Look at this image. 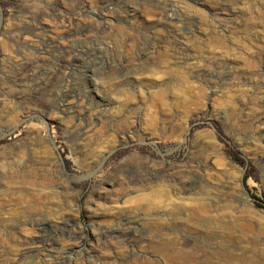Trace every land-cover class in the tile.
I'll return each instance as SVG.
<instances>
[{
	"label": "rangeland",
	"instance_id": "374dc122",
	"mask_svg": "<svg viewBox=\"0 0 264 264\" xmlns=\"http://www.w3.org/2000/svg\"><path fill=\"white\" fill-rule=\"evenodd\" d=\"M263 153L264 0H0V264H264Z\"/></svg>",
	"mask_w": 264,
	"mask_h": 264
},
{
	"label": "bare ground",
	"instance_id": "6f19581e",
	"mask_svg": "<svg viewBox=\"0 0 264 264\" xmlns=\"http://www.w3.org/2000/svg\"><path fill=\"white\" fill-rule=\"evenodd\" d=\"M110 2V1H109ZM81 3V2H80ZM101 3V2H100ZM77 8V7H76ZM85 8V7H84ZM145 8V7H144ZM99 9V8H98ZM94 11V10H93ZM153 11V10H152ZM144 12V11H143ZM148 12V11H147ZM103 13V12H102ZM148 14V13H147ZM155 14V13H154ZM83 16V15H82ZM87 17H90V16H87ZM99 17V16H98ZM106 17V16H105ZM161 17V16H160ZM86 18V17H85ZM101 18V17H100ZM99 18V19H100ZM98 19V18H97ZM70 21V20H69ZM68 21V22H69ZM107 22V21H106ZM76 23V22H75ZM75 25V24H74ZM72 26V25H71ZM82 27H83V24H82ZM71 28V27H70ZM85 28V26H84ZM101 28V27H100ZM105 28H106V25H105ZM109 28V27H107ZM80 29V28H78ZM74 30V29H73ZM89 30V28H88ZM62 31V30H61ZM65 31V30H64ZM68 31V30H67ZM66 31V32H67ZM90 31H91V28H90ZM94 31V30H93ZM69 32V31H68ZM73 32V31H72ZM75 32V31H74ZM63 33V32H62ZM77 33V32H76ZM81 33V32H80ZM87 33V32H86ZM64 34V33H63ZM150 38V37H149ZM95 46V45H94ZM87 51V50H86ZM254 57H252L251 59H253ZM258 59V58H257ZM258 61V60H257ZM254 65H255V62H253ZM80 64V63H79ZM74 66V65H73ZM258 71H260V68H256ZM211 71V69H210ZM201 73V72H200ZM198 74V73H197ZM203 74V73H202ZM205 74V73H204ZM38 76V75H37ZM206 77V76H205ZM29 78V77H28ZM201 78V77H200ZM35 80V78H33ZM30 80V79H29ZM45 80V79H44ZM132 80V79H131ZM133 81V80H132ZM142 84V83H140ZM27 85V84H26ZM161 96V95H160ZM57 97V96H56ZM65 102V101H64ZM69 102V101H68ZM46 104V103H45ZM54 104V103H53ZM56 105V104H55ZM66 105V108L68 106V104H65ZM258 109V108H257ZM101 110V109H100ZM259 110V109H258ZM64 111V110H63ZM72 111V110H71ZM126 111V110H125ZM92 112V111H91ZM258 112V111H257ZM99 113V112H98ZM132 113V112H131ZM135 113V112H134ZM124 114V113H123ZM136 115V114H135ZM93 116V115H92ZM80 117V116H79ZM109 117V116H108ZM135 118V117H134ZM93 119V118H92ZM90 120V119H89ZM91 121V120H90ZM88 126L86 127V129L82 128L81 126L79 125H72L69 128V130H71V132L74 134V136L76 137L77 140L79 141H84L85 139H90V132H91V124H87ZM260 126V125H259ZM96 127V126H95ZM263 127V126H262ZM67 128V129H68ZM154 129V130H152ZM150 131L151 133L150 134H144V138L145 140L147 141H151V138H152V135H153V132H156V128H152ZM173 131V130H172ZM92 133V132H91ZM96 133V132H95ZM95 136V135H94ZM143 136V135H142ZM100 139V138H99ZM91 144V143H90ZM88 145V144H87ZM87 147V146H86ZM199 154L200 156H204V157H209V161L211 160V158L213 157L211 154H208V150L205 148V147H202L200 148V151H199ZM264 154V153H263ZM91 155V154H90ZM93 156V155H92ZM35 157V156H34ZM39 157V156H38ZM33 158V157H32ZM147 158V157H146ZM95 159V158H94ZM93 161V159H90ZM89 160V161H90ZM58 162V161H57ZM155 162V161H154ZM94 163V162H93ZM151 163V162H150ZM48 164V163H47ZM90 164V163H89ZM149 164V163H148ZM137 165V164H136ZM57 166V165H56ZM55 166V167H56ZM59 167V166H58ZM139 167V166H138ZM151 167L153 168V166L151 165ZM161 167V166H160ZM156 168V167H155ZM154 168V169H155ZM158 168V167H157ZM164 168V167H163ZM60 169V168H59ZM160 169V168H158ZM149 170V169H148ZM156 170V169H155ZM162 170V169H161ZM164 170V169H163ZM185 170V169H184ZM166 171V170H165ZM171 172V171H170ZM181 172V171H179ZM165 173V172H164ZM169 173V172H168ZM191 173V172H190ZM195 173V172H194ZM179 174V173H178ZM189 174V173H188ZM153 175V174H152ZM156 175V174H155ZM180 175V174H179ZM220 175H223L221 172H212L211 173V176H210V180L204 184L205 186V196H206V199H210L209 198V195L210 193L214 192L216 194H218V198H215L214 200V203H211V204H200L198 205V207L196 208V211L199 213V214H202V216L204 215V218H207L206 219V226L208 228H213L211 226V223H212V218L210 216L211 214V211L212 209L214 210V212H216L221 218H229L230 219V212L231 211V208H232V200H231V194L229 193L230 189H227L228 186L227 184L222 181L219 176ZM163 176V175H162ZM194 176V175H192ZM173 177V176H172ZM171 177V178H172ZM14 178V177H13ZM17 178V177H16ZM32 178V177H31ZM176 178V177H175ZM182 178V177H180ZM32 180V179H31ZM29 178H17L16 180V184L14 185V187L12 189H51L50 187H48V185H44L43 183H39V181L36 183V182H33L31 181ZM43 181V180H42ZM183 182V181H182ZM176 183V182H175ZM199 186V185H198ZM52 187V186H51ZM180 188V187H179ZM214 195V194H213ZM164 196V197H163ZM234 196V195H233ZM163 199H167V197L165 195H158L156 194L155 196H153L151 199H155V198H162ZM247 198H249V196L247 195ZM151 201V200H150ZM148 201V202H150ZM166 201V200H165ZM211 201V199H210ZM248 201V200H247ZM247 201H245L247 203ZM251 202V201H250ZM153 203V202H152ZM248 206L250 205L249 202L247 203ZM209 205V206H208ZM250 207V206H249ZM29 208V207H28ZM251 208V207H250ZM26 209V208H25ZM32 210V209H31ZM26 211V210H25ZM196 212V213H197ZM18 214V213H17ZM28 215V214H27ZM31 215V214H30ZM197 215V214H195ZM37 217V216H36ZM215 220V219H214ZM25 222V221H24ZM44 223V222H43ZM54 223V222H53ZM65 223V222H64ZM231 222H228V223H224L222 225H220L219 227L217 226L216 229H214L213 231L210 230V232H212L213 236H217L219 238H222L224 241H229L231 243V245H229V247H227L228 249L231 250V252H237V251H240L241 254H244V252L246 253V248L244 246H242V237H241V234L239 232V230L236 228V226L230 224ZM233 223V221H232ZM63 224V223H62ZM47 225V224H46ZM45 225V226H46ZM46 228V227H45ZM137 228V227H136ZM14 230V229H13ZM41 231V230H40ZM39 231V232H40ZM37 232V233H39ZM107 233V232H106ZM126 233V232H125ZM21 234V233H20ZM19 236V235H18ZM21 236V235H20ZM41 236V234H40ZM23 237V235H22ZM132 237V236H131ZM109 238V237H108ZM103 240V239H102ZM105 240V239H104ZM115 240V239H114ZM185 240V239H184ZM117 241V240H116ZM37 242V241H36ZM103 243V242H102ZM110 243V242H109ZM119 243V242H118ZM161 243V241H160ZM105 244V243H104ZM162 244V243H161ZM186 244V243H185ZM244 245V244H243ZM41 247V246H40ZM115 247V246H114ZM157 247V246H156ZM48 248V247H47ZM46 248V249H47ZM44 249V248H43ZM52 249V248H51ZM249 249V248H248ZM166 250V249H165ZM90 251V250H89ZM23 252V251H22ZM184 252V251H183ZM116 253V252H115ZM167 253V252H166ZM31 254V253H30ZM48 254V253H47ZM60 254V253H59ZM168 254V253H167ZM27 255V254H26ZM33 255V254H31ZM19 256V255H18ZM61 256V255H60ZM108 256V255H107ZM160 256V255H159ZM166 256V255H165ZM264 256V255H263ZM31 256H29L30 258ZM99 257V256H98ZM177 257V256H176ZM22 258H25V257H22ZM59 258V257H58ZM31 259V258H30ZM108 259V258H107ZM120 259V258H119ZM19 260V259H18ZM27 260V259H26ZM62 260V259H61ZM162 260V259H161ZM166 260V259H165ZM41 262V261H40ZM172 262V260H171ZM175 262V261H174ZM45 263V262H44ZM48 263V262H47ZM58 263V261H57ZM60 263V262H59ZM124 263V262H122ZM14 264V263H13ZM29 264H30V261H29ZM61 264V263H60ZM245 264V263H244ZM252 264V263H251Z\"/></svg>",
	"mask_w": 264,
	"mask_h": 264
}]
</instances>
